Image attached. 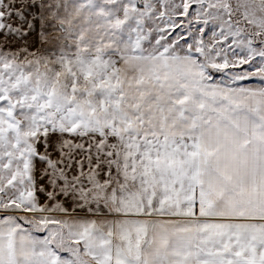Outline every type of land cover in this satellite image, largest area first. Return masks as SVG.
Masks as SVG:
<instances>
[{
  "label": "snow or ice",
  "instance_id": "1",
  "mask_svg": "<svg viewBox=\"0 0 264 264\" xmlns=\"http://www.w3.org/2000/svg\"><path fill=\"white\" fill-rule=\"evenodd\" d=\"M0 264H264V0H0Z\"/></svg>",
  "mask_w": 264,
  "mask_h": 264
},
{
  "label": "rangeland",
  "instance_id": "2",
  "mask_svg": "<svg viewBox=\"0 0 264 264\" xmlns=\"http://www.w3.org/2000/svg\"><path fill=\"white\" fill-rule=\"evenodd\" d=\"M180 19H184V18H180ZM177 32H179V29H177Z\"/></svg>",
  "mask_w": 264,
  "mask_h": 264
}]
</instances>
